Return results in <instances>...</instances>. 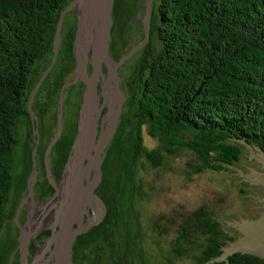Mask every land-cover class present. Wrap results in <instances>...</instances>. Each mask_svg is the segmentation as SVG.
Returning a JSON list of instances; mask_svg holds the SVG:
<instances>
[{"label": "trees", "instance_id": "trees-1", "mask_svg": "<svg viewBox=\"0 0 264 264\" xmlns=\"http://www.w3.org/2000/svg\"><path fill=\"white\" fill-rule=\"evenodd\" d=\"M70 1L0 0V234L17 174L15 126L32 83L51 62L57 21ZM119 1L113 3L112 28ZM69 14L74 16V11L66 17ZM66 21L63 47L69 49L60 50L52 71L57 78L70 73L71 68L64 65L74 62L66 56L72 53L76 20ZM155 36L161 44L158 52L153 50ZM36 68L38 74L32 79ZM137 82L105 148L97 190L104 214L89 231L77 236L80 248L75 243L72 264H104L105 248L114 254V235L127 191L125 178L112 170L124 162L126 145L123 148L120 141L127 133L132 140L131 169L144 163L161 166L167 154L188 149L197 160L189 164L193 170L221 171L241 157V142L233 138L264 152V0H154L150 40L142 48ZM146 125L159 140L152 148L143 142L141 130ZM184 132L193 136L186 137ZM28 165L31 170V159ZM180 210L174 212L175 217ZM188 211L175 228L174 254L182 256L186 251L182 243H193L194 235H203L205 243L194 264L219 257V248L226 245L219 222L204 205ZM164 216L171 215L154 220L159 234L168 233L176 223L170 217L166 220L170 227L160 228ZM226 260L227 264H264L260 257L240 252ZM226 260L206 264H226ZM114 263L120 264L115 259Z\"/></svg>", "mask_w": 264, "mask_h": 264}, {"label": "rangeland", "instance_id": "rangeland-1", "mask_svg": "<svg viewBox=\"0 0 264 264\" xmlns=\"http://www.w3.org/2000/svg\"><path fill=\"white\" fill-rule=\"evenodd\" d=\"M120 1L119 15L115 19L112 31L113 50L115 52L119 47L123 48L127 45L128 52L143 37L145 27L143 21L144 0ZM72 15L67 16V22L72 21ZM160 48V41L155 36L153 50L158 52ZM141 54L142 48L135 51L130 58L119 66L118 84L121 83L120 87L125 97L123 107L126 99L132 95L138 83ZM81 78L82 76L77 74L76 71L68 73L62 79V83H64L63 90L68 88L70 84L81 81ZM104 79L105 84H107V78ZM21 121L19 119L15 126V134L19 140H22V133L24 132ZM126 122H128V116ZM149 130L148 125L143 126L141 133L144 145L152 148L159 143V140L157 137L151 136ZM184 134L186 137L193 136L190 132H184ZM124 139V141H120L123 148L126 145L124 162L120 164L119 169L116 167L114 171L112 170V173L118 175L120 172L121 176L125 178V191L127 192H125L122 200L121 218L114 235V254H111L109 248H105L103 250L104 264H115L114 259L120 264H194L205 243L203 235H194L193 243L184 244L183 242L182 245H184L186 251L182 256H177L172 250L173 241L177 236L175 228L183 222L184 217L189 212L188 210H194L201 205L206 206L219 222V227L226 235L225 246H229L231 241L237 240L241 236L236 228L238 225L234 227L233 224H229L227 221L234 222L235 220L241 223L242 219L258 218L264 211V199L259 200L264 198V185L262 183L251 184L249 180H244L246 178L241 176L240 173L236 175L239 172L238 170L226 165L221 171H195L189 164H194L197 160L188 149H182L170 155L167 154L161 166L150 167L147 163H144L143 166L138 164L131 169L129 166L132 161V140L128 133ZM240 148L241 157L232 164L234 167L241 169L243 174H250L251 168L264 171V167L261 168L263 165L261 161L258 162L254 157L249 159L250 149L244 143L240 144ZM251 148L255 155L257 152L260 153L259 150L255 149V146ZM22 149L21 144L15 148L14 170L17 174L15 175V184L11 191L10 201L5 211V227L0 234V264L18 263L17 252L14 249L16 233L12 231L11 219L15 215L22 190L23 161L25 159ZM249 167L251 168L248 169ZM250 176L252 175L250 174ZM60 186H58L59 190ZM39 202L44 203L45 201L41 200ZM101 207L102 210L100 211L102 212L96 220L97 223L100 222L105 211L104 204ZM41 208L43 209L42 206H37L35 210L37 214L41 211L44 213V209ZM181 208L183 210H180ZM34 209L30 210L31 217L32 211L34 217ZM177 210H180L179 215L175 217L174 212ZM100 211H98V215ZM159 215H171L170 217L175 220V225L168 233L159 234L154 228V220ZM42 216L43 214L39 217ZM170 217L164 216L163 219L165 220L159 223L160 228L170 227L168 226L170 223L166 221ZM37 221L41 222L40 219ZM48 225L44 227L48 228ZM26 231L29 234L32 232L29 231V226Z\"/></svg>", "mask_w": 264, "mask_h": 264}, {"label": "water", "instance_id": "water-1", "mask_svg": "<svg viewBox=\"0 0 264 264\" xmlns=\"http://www.w3.org/2000/svg\"><path fill=\"white\" fill-rule=\"evenodd\" d=\"M114 0H71L69 4L62 9L54 37H53V57L50 65L40 76L36 86L32 91V96L37 87L50 71L55 63L60 46V34L63 25L64 16L68 11L76 10V32L74 36V56L76 59V73L80 74L85 81V91L79 114V131L72 145L70 157L67 165L72 160L75 148V162L72 167L78 171L73 175L70 186V199L63 205L61 214L56 216L54 224H57L59 229L55 235V248L52 251L53 260L51 264H72V246L77 235L87 230V225H82L80 220L82 217V207L88 204V199L94 195V190L98 187L102 176V163L105 158V148L112 139L117 124L122 112V106L125 97L122 90L118 86L117 68L130 56L140 48H143L150 40V29L152 15L154 11V0H144V16L145 22L143 37L134 45L119 61H114L109 55V44L111 41V29L113 25L112 7ZM86 29L89 31L86 32ZM91 62V73L87 72V63ZM105 65L108 75L105 112L102 122L99 124L100 113L102 106H99V94L97 92V80L101 75H104L102 65ZM228 131V130H227ZM231 139V138H230ZM244 139V138H243ZM244 143L250 149V157L256 158L258 162L263 163L264 167V152L260 148H256L260 153L254 154L252 146L242 139L236 140ZM74 158V157H73ZM77 158V160H76ZM86 160V164L84 162ZM213 163H222L213 162ZM224 164V163H223ZM35 165V164H34ZM225 165V164H224ZM233 169L238 170L237 174L245 177L244 180H249L250 183L264 185V171H258L251 168L250 174H243L241 169L234 167L231 164H226ZM246 166V165H245ZM72 169V170H73ZM75 172V171H74ZM93 173V174H92ZM233 174V173H231ZM36 170L32 171L29 177L30 188L34 183ZM83 180L86 184H83ZM259 197V196H258ZM256 198V197H255ZM264 198L259 199L262 201ZM23 206V202L19 203L15 213V220ZM241 218V217H240ZM242 219V218H241ZM77 220V221H76ZM234 220V219H233ZM226 221V220H225ZM77 222V226L73 224ZM232 226L241 231V236L230 242L229 246H223L222 254L213 258V260H226L233 253H247L260 257L264 260V211L258 218L242 219L229 222ZM228 224V225H229ZM30 242V234L26 229L21 228V235L18 241L21 264H26L28 261V244ZM213 260L207 262H213ZM206 262V263H207ZM203 263V264H206ZM228 260H226V264Z\"/></svg>", "mask_w": 264, "mask_h": 264}, {"label": "flooded vegetation", "instance_id": "flooded-vegetation-1", "mask_svg": "<svg viewBox=\"0 0 264 264\" xmlns=\"http://www.w3.org/2000/svg\"><path fill=\"white\" fill-rule=\"evenodd\" d=\"M71 11H74V16H71L72 19L74 18L77 22L76 10L74 9ZM66 14L63 20V25L60 34V46L58 48V54L55 63L50 69V71L43 78V80L41 81L32 96V91L34 87L36 86L42 73L46 70L45 69L44 71H42L41 74H38V68L35 69V73H33L32 79L35 75L38 74L37 79L35 82L32 83V86L28 91V95L24 100V111L22 116L19 118L22 120L21 124L24 127V132L22 133L23 138L22 140H19L17 146L19 147L20 144L23 146L22 153L25 154V159L23 161V174H27L25 184L22 183V190L20 192L17 208L20 202H23V206L18 215V218L15 220L14 215L11 219L12 231L16 233L14 249H16L17 252V264H21L18 248V241L21 235V228L26 229L30 225L34 226V228L29 230L30 232H32L30 233V242L28 244L29 254L28 261L26 262V264H33V262H35V264L52 263V260L54 259L52 251L55 248L54 239L59 229L58 225L54 224L55 213H61L63 205L70 199L69 190L71 186V180L73 175H75L79 171H76L77 168H74L75 170L73 169L70 171L69 168L67 169V163L70 157L72 145L79 130V114L86 84L84 79L81 78V81H77L76 83L70 84L68 88H64L63 90V78H57L56 75H52V71L56 68L58 64L60 50H62V48H64L65 50L69 49L63 47V44L67 42V38H65V35L67 34V26L64 25L65 19H67ZM70 22L71 21H66V24H70ZM76 22L74 27V36L76 32ZM127 47V45L123 48L119 47L114 52L113 39L111 37V41L109 44V55L114 61L117 62L123 55L127 53ZM66 58H73L74 62L72 63V65L66 64L64 66L68 69L71 68L70 73H74L76 69V59L74 56V40L72 41V53L71 55L67 54ZM102 70L104 75H101L97 80L99 106H102L100 118L98 120L99 124L104 118L105 112L107 110L106 104L108 102L105 97L107 86L105 84L104 79L106 78L108 73L104 64L102 65ZM91 71L92 68L89 59V62L87 63V72L91 73ZM119 73L120 67L117 68V76L119 75ZM120 84L121 83H119L118 86L121 89ZM29 159H31V170L28 165ZM85 164L86 160L84 162V165ZM34 169L36 170V176L32 188H30L29 177ZM102 177L103 176H101L100 183L102 181ZM100 183L98 187L94 190V195L88 199V204L84 205L81 208L82 217L80 222L82 225L89 226L87 227V230L82 233H86L94 225L97 224L96 220L100 217V214L102 212L100 211L99 215H97L96 209L94 207V200L96 198L100 199L97 192ZM83 184H86L85 180H83ZM58 186H60V190L58 189ZM92 197L96 198H93L91 203ZM40 198L42 201L45 202H39L41 201ZM100 201L103 205L101 199ZM49 203L51 204L47 205ZM34 206H36L35 209ZM37 206H42L44 209V213L41 211L39 214H37V211H35L37 209ZM17 208L15 210V213L17 211ZM31 209H34V217L32 211L33 219L30 213ZM46 210L49 211L51 218L49 217L50 219L44 222V215L46 213ZM42 214L43 216L39 217ZM37 217H39L38 219H40V223L39 221H37L38 219L36 220ZM47 224H49L48 228L44 227ZM73 226L76 227L77 222H75ZM239 233V235H241V231H239ZM77 236L73 242L72 251H74L73 248L75 249L74 246L76 243ZM76 248H80V246H77V243Z\"/></svg>", "mask_w": 264, "mask_h": 264}, {"label": "bare ground", "instance_id": "bare-ground-1", "mask_svg": "<svg viewBox=\"0 0 264 264\" xmlns=\"http://www.w3.org/2000/svg\"><path fill=\"white\" fill-rule=\"evenodd\" d=\"M89 30L88 29H86V32H88ZM75 152H76V148H75V151H74V154H75ZM74 154H73V157H72V160H71V162L69 163V165H68V167H67V169L69 168L70 169V171L73 169V167H72V165H73V163L75 162V156H74ZM76 160H77V158H76ZM75 170V169H74ZM93 198H96V197H92L91 198V203H92V200H93ZM101 205H102V203H101V201H100V199H98V198H96L95 200H94V207H95V209H96V214L98 215V211H100V210H102V207H101ZM54 207V206H53ZM46 213H45V215H44V222H46V221H48L51 217V215L49 214V211H45ZM59 214H61V213H59V212H56L55 213V218H56V216L57 215H59ZM50 217V218H49ZM37 219V218H36ZM34 228V226H32V225H30L29 226V230L30 229H33Z\"/></svg>", "mask_w": 264, "mask_h": 264}]
</instances>
